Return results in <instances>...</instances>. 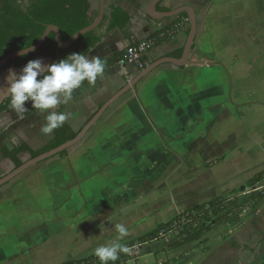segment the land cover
Masks as SVG:
<instances>
[{
    "label": "crops",
    "instance_id": "crops-1",
    "mask_svg": "<svg viewBox=\"0 0 264 264\" xmlns=\"http://www.w3.org/2000/svg\"><path fill=\"white\" fill-rule=\"evenodd\" d=\"M150 2L106 0L101 40L87 58L117 62L127 47L161 32L167 33L144 61L182 55L187 24L171 32L178 19H150ZM91 6L94 20L99 0ZM182 6L197 18L191 64L159 67L110 107L65 158L44 162L0 188V264L88 258L115 239L116 223L128 228L121 241L127 244L183 211L230 196L264 171V0H165L157 11ZM115 9L126 22L106 32ZM136 74L134 67L116 63L106 69L62 103L69 115L64 123L82 127ZM4 85L0 81V95L7 94ZM25 107L23 113H0V148L25 143L36 150L52 139L41 132L45 113L29 114L30 101ZM132 158L135 168L126 166ZM142 159L147 163L139 166ZM0 161L8 163L1 153ZM8 164L2 176L10 172ZM263 189L264 180L239 201ZM235 225L222 224L173 251L148 243L139 264H152L145 262L151 257L163 264H264V198Z\"/></svg>",
    "mask_w": 264,
    "mask_h": 264
},
{
    "label": "trees",
    "instance_id": "trees-1",
    "mask_svg": "<svg viewBox=\"0 0 264 264\" xmlns=\"http://www.w3.org/2000/svg\"><path fill=\"white\" fill-rule=\"evenodd\" d=\"M24 1L25 0H0V61L16 51L25 50L35 45L47 26L56 27L59 30L61 42L64 43L75 33L89 27L93 21L91 15L93 11L91 0H30L32 3L26 5V10H23L19 8L17 2L22 4ZM176 18L178 19L177 22L180 20L187 21V16L185 14ZM125 22V15L120 10L115 9L111 13L106 32H110L114 28L120 29ZM186 24L188 26V22ZM99 28L79 37L71 47L65 50H58L54 34L50 33L36 53L38 56L51 58L52 63L59 62L72 53H84L87 55L101 40V36L98 34ZM165 33L152 34L147 40H154L156 46L161 41L162 37H164ZM193 48L194 46H192V49ZM180 56L181 54L178 58H180ZM32 58L33 55L22 56L13 62H8L2 69L6 70L11 65H13L14 68H20ZM105 62V70L114 66L116 63L115 59H109ZM87 85L88 83L85 81L80 89ZM137 86L133 88L134 92L137 91ZM80 89L75 90L74 93L78 92ZM101 105L99 107H101ZM63 108V105L60 104L58 112H62ZM9 109L11 108L9 107V98H7L0 105V113ZM36 111L37 110L33 108L29 114ZM80 129L81 127L76 129L68 123H63L60 128L54 130L52 139L36 150L30 148L25 143L17 145L6 144L0 148L2 159L10 163L12 165L11 170H13L21 166L27 160L33 159L73 139ZM67 154L68 151H65L54 158L62 159L65 158ZM263 180L264 171L255 175L247 182L246 186L234 191L230 196L216 198L203 205L183 211L168 222L158 225L154 230L125 245L127 246L133 243H152L159 239L161 235L166 236L170 233L173 235L174 242L168 245L166 250L162 251H173L188 243L199 241L213 228L226 222H237L242 214L254 210L258 203L264 198V190L251 193L241 202L239 201V196L244 193L246 189L255 187ZM65 264H99V261L93 255L82 260L70 261Z\"/></svg>",
    "mask_w": 264,
    "mask_h": 264
},
{
    "label": "clouds",
    "instance_id": "clouds-1",
    "mask_svg": "<svg viewBox=\"0 0 264 264\" xmlns=\"http://www.w3.org/2000/svg\"><path fill=\"white\" fill-rule=\"evenodd\" d=\"M106 62L98 56L88 59L84 53H72L59 62L44 65L41 60L29 61L19 74L9 71L5 78L8 85L3 88L9 97V107L16 113L26 111L25 102L45 113V123L41 127L44 135L60 128L69 118L64 112L54 111L58 105L67 103L75 90L87 81L89 85L105 72ZM38 77H40L38 79ZM115 239L97 246L93 255L99 264H115L120 254L128 253L129 248L121 243L129 230L122 223L114 224Z\"/></svg>",
    "mask_w": 264,
    "mask_h": 264
},
{
    "label": "water",
    "instance_id": "water-1",
    "mask_svg": "<svg viewBox=\"0 0 264 264\" xmlns=\"http://www.w3.org/2000/svg\"><path fill=\"white\" fill-rule=\"evenodd\" d=\"M165 0H151L147 7V16L155 21L160 20H167L176 18L182 14H185L187 16V22H188V33L185 39V43L183 46L182 55L180 58H161L155 61L150 62L147 64V66L141 70L137 71V74L129 81L127 82L121 89L117 90L110 98H108L102 105L99 107L95 113L91 116V118L81 127L80 131L76 134V136L61 144L60 146L45 152L33 159H29L26 162H24L21 166L18 168H15L8 172L6 175L2 176L0 178V188L4 187L5 185L9 184L11 181L22 175L24 172L29 170L30 168L39 165L43 162H46L47 160H50L54 157H56L58 154L68 151L75 146H77L80 142L84 140L86 135L90 132V130L99 122V120L103 117V115L107 112V110L112 107L120 98H122L124 95H126L129 92L133 91V88L136 87L140 82H142L144 79L149 77L156 69H158L161 66L169 65L173 68L180 69L184 68L191 64L189 61L191 54L193 53L192 46L194 44V41L196 39L197 35V18L194 10L189 6H182L180 8H177L175 10H171L169 12H158L157 6L162 3ZM105 2L106 0H99V6H98V14L96 18L92 21L89 27L75 33L72 37H70L66 42L62 43L60 39V33L59 30L54 26H47L42 36L39 38L37 43L33 45L32 47L25 49V50H19L16 51L5 58H3L0 61V69H2L8 62H13L17 58H20L25 55H33V58L29 61L40 59L41 57L37 55V50L42 45V43L45 41L47 36L50 33L54 34L55 42L57 45L58 50H65L71 47L79 37L83 36L84 34L88 32H92L99 28L100 24L102 23L104 13H105ZM87 57V55H86ZM28 61V62H29ZM49 61H52L51 58H49ZM27 62V63H28ZM26 63V64H27ZM25 64V65H26ZM52 64V62H51ZM23 65L20 68H14L13 65L7 70L0 71V81L3 84L5 82V78L9 74V71H14L15 73H20L21 69L25 66ZM40 77H38L39 79ZM8 85H4L1 88H6ZM9 98L7 94H1L0 95V105Z\"/></svg>",
    "mask_w": 264,
    "mask_h": 264
},
{
    "label": "built area",
    "instance_id": "built-area-1",
    "mask_svg": "<svg viewBox=\"0 0 264 264\" xmlns=\"http://www.w3.org/2000/svg\"><path fill=\"white\" fill-rule=\"evenodd\" d=\"M186 23L187 21L184 20L178 21L171 27V32H176ZM154 46V40H146L136 45L129 46L120 54L116 65L119 68L132 66L137 71H141L147 66V63L144 61L147 52ZM160 237H163V235ZM146 244L147 243H133L131 245H127L129 248L128 253L120 254L119 259L115 262V264H135V261L139 259V254Z\"/></svg>",
    "mask_w": 264,
    "mask_h": 264
},
{
    "label": "rangeland",
    "instance_id": "rangeland-1",
    "mask_svg": "<svg viewBox=\"0 0 264 264\" xmlns=\"http://www.w3.org/2000/svg\"><path fill=\"white\" fill-rule=\"evenodd\" d=\"M30 3H32L30 0H25L24 2H22V4L23 5H29ZM104 116V115H103ZM101 120V119H100ZM99 120V121H100ZM73 127H75V126H73ZM92 131V129L90 130V132ZM90 132L86 135V137L90 134ZM143 160V159H142ZM137 161V160H136ZM44 163V162H43ZM139 163V164H138ZM147 162L145 161V160H143V161H140V162H138L137 161V164L139 165V166H142V165H144V164H146ZM9 164L8 163H6V162H1L0 161V177L4 174V172H5V170L3 169L4 167H6V171L8 170V168H7V166H8ZM43 164L41 163V164H39V165H36V166H34V167H32V168H30L29 170H27L26 172H24L22 175H20L19 177H17L16 179H14L15 181H18L19 179H21L24 175H27L28 173H30V172H32L33 170H35V169H37L38 167H40V166H42ZM126 166H132L133 168H135L134 166H135V161H134V158H132V160H130L129 159V164H127ZM141 169V168H140ZM1 190V189H0ZM264 190V189H263ZM251 194V193H250ZM248 212H250V211H247L246 213H248ZM244 214H242V216H243ZM242 216L240 217V219L242 218ZM239 219V220H240ZM238 220V221H239ZM237 221V222H238ZM237 222H226V223H224V224H226V225H228L229 227H231V229H235V228H237V225H235ZM218 227V226H217ZM204 237H202V239H203ZM200 241V240H199ZM154 242H160V244H162V245H164V247H163V250H166L167 249V246L168 245H170V244H172L173 242H174V240H173V235L170 233L169 235H166V236H163V237H160L159 239H157L156 241H154ZM149 246V245H148ZM144 248V252H143V255L145 254V250H146V246H144L143 247ZM143 250V249H142ZM160 253H162V251H157L156 252V255H158V254H160ZM141 256H142V252H140V254H139V259L138 260H136L135 261V264H139L140 262H142V261H140V258H141ZM145 262H151L152 264H163L164 262H162V261H157V260H155V258L154 257H151V259H147V260H145Z\"/></svg>",
    "mask_w": 264,
    "mask_h": 264
},
{
    "label": "flooded vegetation",
    "instance_id": "flooded-vegetation-1",
    "mask_svg": "<svg viewBox=\"0 0 264 264\" xmlns=\"http://www.w3.org/2000/svg\"><path fill=\"white\" fill-rule=\"evenodd\" d=\"M10 67H11V66H10ZM10 67H9V68H10ZM9 68H8V69H9ZM6 70H7V69H6ZM0 71H3V69H0Z\"/></svg>",
    "mask_w": 264,
    "mask_h": 264
}]
</instances>
